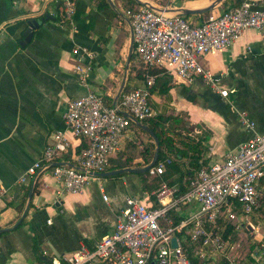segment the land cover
Here are the masks:
<instances>
[{"label": "crops", "instance_id": "1", "mask_svg": "<svg viewBox=\"0 0 264 264\" xmlns=\"http://www.w3.org/2000/svg\"><path fill=\"white\" fill-rule=\"evenodd\" d=\"M74 1L75 13L70 27H65L54 18L58 15L54 0H0V264H51L53 257L70 254L81 245L92 247L111 232L128 195L144 196L149 191L139 173L127 172L91 180L80 193L67 192L48 172L42 174L36 189L19 182L56 130L66 133L70 146L54 163L75 162L79 141L63 118L69 100L95 91L111 105L125 92L142 86L146 70L135 53L126 9L148 5L198 25L210 14H220L243 0ZM255 1L264 7V0ZM42 11L50 18L21 47L26 20ZM77 47L88 54L74 55L72 50ZM199 62L220 87L230 91L227 98L200 77L179 81L158 65L152 71H166L171 87L167 94L151 91L149 104L154 116L183 118L188 135L201 139L204 166L223 159L249 138L250 132L239 120L240 112L254 122L256 132L264 134V36L245 29L229 47L200 56ZM77 64L87 67L86 84L75 71ZM151 132L147 123L133 121L112 164L144 167L150 144L154 143L153 154L156 149ZM177 164L182 169L193 168L186 159ZM177 177L174 173L172 180ZM149 180L148 176L146 183ZM246 220V233L257 247L251 251V259H243L240 243L237 264H264V219L257 210Z\"/></svg>", "mask_w": 264, "mask_h": 264}, {"label": "built area", "instance_id": "2", "mask_svg": "<svg viewBox=\"0 0 264 264\" xmlns=\"http://www.w3.org/2000/svg\"><path fill=\"white\" fill-rule=\"evenodd\" d=\"M54 1L63 18L71 23L75 1ZM125 15L130 21L135 52L145 67L163 65L174 79L183 82L200 77L225 98L230 91L220 87L211 72L203 68L200 56L229 47L248 28L264 36V7L255 0H243L220 14H210L198 25L148 5L127 9ZM72 53L88 54L79 47ZM75 71L86 84L87 67L77 64ZM144 76L142 86L125 92L111 105L95 91L69 100L64 123L79 144L86 141L87 146L75 153L73 164L54 163L70 146L65 132L54 131L19 182L33 186L48 172L67 192L80 193L91 180L101 179L97 174L106 170L109 156L119 150L131 123L155 115L149 104L155 76ZM239 120L250 136L223 159L172 183L162 178L166 163L156 162L146 171L149 183L156 180V186L144 196L125 198L110 233L98 238L92 247L81 245L70 254L53 257L51 264H193L192 259L237 264L240 241L236 232L242 221L258 210L264 177V134L255 131L254 122L245 112L239 113ZM99 186L102 190L101 183ZM102 198L107 200L105 194ZM228 225H232L230 232H226Z\"/></svg>", "mask_w": 264, "mask_h": 264}, {"label": "trees", "instance_id": "3", "mask_svg": "<svg viewBox=\"0 0 264 264\" xmlns=\"http://www.w3.org/2000/svg\"><path fill=\"white\" fill-rule=\"evenodd\" d=\"M57 16L54 17L57 19L60 25L65 27H70V23L63 18L62 12L59 8V5L56 4ZM138 7L127 8L128 10H136ZM126 9V10H127ZM50 18L47 11H44L41 15L30 18L28 20H37L40 23L48 20ZM134 45V44H133ZM135 48V47H134ZM136 53V52H135ZM137 54V53H136ZM158 65H152L150 67H145L146 73L155 76V84L150 87L151 91H157L159 94H167L171 87V78L166 71H162L160 74H155L152 69ZM183 118L175 117V116H150L141 120L140 122L147 123L149 128L153 131L154 139L157 138L159 144L158 151V159L157 162L164 161L166 163L165 172L162 175V178L169 183H172V175L174 173H178L177 179L183 181L184 178L193 174V171L198 170L203 166L206 162H200V153L203 151L204 147L201 144V139H195L188 135L189 129L185 123H183ZM166 122H169L166 125ZM131 127V126H130ZM184 133V134H183ZM175 141L178 142L176 145ZM87 146V142L83 141L81 144L77 146V151L81 148ZM154 147V143L150 144L149 154L144 157L143 165H148L153 157L152 148ZM147 148V147H146ZM145 148V149H146ZM149 148V147H148ZM115 154V153H114ZM114 154L109 156V162L106 170H113L123 168L125 166H129V163L126 165L123 164H112L111 158ZM181 159H186L188 161L189 166L193 167L192 169L184 168L182 169L177 163ZM169 161V162H167ZM105 170V171H106ZM142 177L143 187L146 190H151L156 186V180L153 183H146L148 179V172L139 173ZM40 182H37L33 185V189H36L39 186ZM264 186V177L261 180V184ZM264 198H260V206L259 213L261 217L264 219ZM232 223V222H231ZM232 230V225H228L226 232H230ZM247 237L244 239L243 247L241 250V257L243 259H251L250 253L257 247V244L252 241L251 236L246 234ZM51 263V261H50ZM193 264H202L196 259H192Z\"/></svg>", "mask_w": 264, "mask_h": 264}, {"label": "water", "instance_id": "4", "mask_svg": "<svg viewBox=\"0 0 264 264\" xmlns=\"http://www.w3.org/2000/svg\"><path fill=\"white\" fill-rule=\"evenodd\" d=\"M40 24V21L37 20H26V27L23 30L22 36L23 38L19 41V44L21 47H24L26 44H28L33 35H34V30L36 28H38ZM153 135V132H151ZM156 141V149L154 151L152 160L150 161V163L142 168H122V169H117V170H113V171H106V172H102V173H98V176L101 177H107V176H111V175H116V174H121V173H144L146 172L150 167H152L153 165H155V163L157 162L158 159V151H159V144H158V140L157 138H155ZM172 244L175 246L176 245V240L175 238L172 239Z\"/></svg>", "mask_w": 264, "mask_h": 264}, {"label": "rangeland", "instance_id": "5", "mask_svg": "<svg viewBox=\"0 0 264 264\" xmlns=\"http://www.w3.org/2000/svg\"><path fill=\"white\" fill-rule=\"evenodd\" d=\"M94 180V179H93ZM98 181H101V179H99ZM262 192H264L263 190L262 191H260V193L262 194ZM250 219V221H252L251 220V218H249ZM234 222H236V220H234V221H232V223H234ZM231 223V224H232ZM249 223V221L248 220H244V221H242V225H241V227H240V229H239V231H237L236 232V235H237V237L239 238V241H240V243L243 245V242H244V239L247 237V233H246V226H247V224ZM230 224V223H229Z\"/></svg>", "mask_w": 264, "mask_h": 264}]
</instances>
